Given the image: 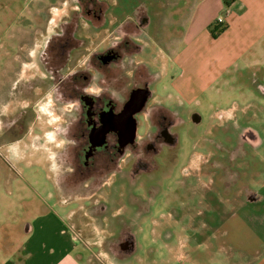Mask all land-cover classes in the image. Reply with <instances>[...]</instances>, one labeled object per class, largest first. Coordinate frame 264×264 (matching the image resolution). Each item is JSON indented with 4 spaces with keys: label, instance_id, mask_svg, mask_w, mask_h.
Wrapping results in <instances>:
<instances>
[{
    "label": "flooded vegetation",
    "instance_id": "af4514ba",
    "mask_svg": "<svg viewBox=\"0 0 264 264\" xmlns=\"http://www.w3.org/2000/svg\"><path fill=\"white\" fill-rule=\"evenodd\" d=\"M66 2L67 10L56 18L49 4L42 22L29 32L30 44L10 35L11 46L1 51L17 63L18 68L7 71L22 87L15 95L0 94V138L8 137V143L38 141L42 122L33 105L49 88L55 87L63 99L79 101V111L68 114L61 127L63 148L47 161L55 171L57 201L76 196L93 202L82 208L83 219L94 227L91 237L103 240V248L116 257L128 258L136 251L142 218H153L151 233L172 234L164 225L166 211L178 221L185 208L194 220L211 222L216 208L222 212L225 234L231 228L239 237L250 230L255 239L264 238V192L254 185L264 165L258 126L227 110L206 120L181 92L172 100L158 92V69L168 59L176 62L180 34L172 38L166 21L160 20L165 13L156 4L168 8L166 0L153 5L148 0ZM173 5L169 23L178 27L180 19L173 16H181L180 3ZM23 49L28 61H21ZM253 83L264 92L261 78ZM87 86L94 95L84 91ZM183 176H199L202 182L184 183ZM106 186L123 188L122 195L131 197V212L117 220L121 225L116 233L99 220L107 206L97 194ZM136 190L141 193H132ZM154 207L160 208L159 219L153 217ZM209 231L192 235L213 238L219 232ZM75 232L90 237L82 234V226Z\"/></svg>",
    "mask_w": 264,
    "mask_h": 264
},
{
    "label": "rangeland",
    "instance_id": "374dc122",
    "mask_svg": "<svg viewBox=\"0 0 264 264\" xmlns=\"http://www.w3.org/2000/svg\"><path fill=\"white\" fill-rule=\"evenodd\" d=\"M64 1L69 2V0H0V87L3 88V84H5V90L1 89L0 94L6 91L15 95L18 94L22 87L18 77V79L16 76L9 77L10 74H8L9 70L12 71L15 67L18 68L17 63L13 57L9 58L1 52L4 50V47L11 46L9 42L13 41L10 39V35H12V39H19L18 37H20L23 44H30L29 32L31 29H35V24L42 22L43 17L46 16L45 11L48 10L49 4H52L53 17L56 18L62 16V13L69 6ZM148 2L153 5L158 0H148ZM175 2L185 4L190 2V0H166L169 9L174 6ZM156 5L157 8L159 7L165 13V16H160V20L166 21V27L172 38H174V35H178L179 31H182L184 35L185 31L192 26V35L197 38V41L202 40V33H206L202 31L195 32V24L185 23L181 25L180 23V26L175 27L169 23L172 19L171 14L169 16V9L160 3ZM161 7L163 8L161 9ZM228 11L229 9H225L224 12H212L206 9L204 12L206 17H212L215 22L220 16L224 17L223 23L217 24L210 21L206 30L208 32L215 31L218 34L220 30L224 29L226 27V15ZM185 17L173 16L174 19ZM155 21L156 18H154ZM156 29L157 27H155V31ZM14 31L15 35L13 36ZM188 35L189 33L184 38L188 37ZM225 38H222L220 44L226 42ZM220 44L196 43L195 45L184 40L177 42L174 57L177 59V55L183 53V57L188 59V63L182 66L178 57L179 61L177 59L172 64L168 59L167 65L161 66L158 69L162 73V79L158 84L160 96L172 100L174 96H177V92H181L178 86L179 83L186 82L188 79L194 81L196 77L198 80L200 78L204 79L202 76L205 75L204 66L206 59L213 58L214 60L215 57L217 58L223 46ZM251 50L252 53L258 54L260 52L258 47H254ZM24 51L23 49L21 53L23 55L21 61H28V53ZM252 53L249 52L248 55L252 57ZM263 60L264 57L262 58V63L251 68L247 67L245 63L239 62L236 67L231 68V73H228L224 77L226 78L225 80L219 77L212 87L200 89L196 92L188 90V95H185L188 98L187 101H190L193 107L201 110L206 120H214L213 114L217 110H227V113H236L238 116L245 115V120L253 121L264 137V92L253 83V79L255 78H263L264 81ZM212 62L213 65L216 64L215 60ZM11 66H14V68ZM168 93H171V96ZM235 104L237 105V110L234 109ZM40 126L44 127L43 124ZM8 140V137L0 138V145H7ZM24 141L30 142L29 140ZM32 143H38V141H33ZM50 157L48 153L43 151L28 152L23 161L13 166L11 163L10 165L8 164L6 153L0 146V264H8L9 259L14 257L27 238L32 236L34 239L39 238L36 237V235H41L38 233L39 230L32 234L25 233V226L32 224L33 220L38 218L44 210L48 209L67 213L64 216H71L70 220L72 223L70 226L73 230L78 232L79 227L82 226L84 228L82 234L86 236L90 235L88 238L83 235L82 237L83 239L85 238V242L90 244V249L87 248L84 254L85 256L91 255V262H94L93 264H264V238L255 239L254 233L250 230H246L245 237H239L238 233L231 228H229V233L225 234L224 232L227 229L221 228L220 223L222 221V212L216 208H214L215 219L212 222L210 218H208L209 221L200 217L194 220L189 211L190 208L182 210L181 218H178V221H174L175 219L169 218V213L165 210L166 218L164 219V225L166 228L169 227L172 230V234L167 235H163V233L162 235L151 233V221L153 218H142L137 225L136 251L128 258L123 257V255L118 257L111 255L109 251L103 248L105 246L103 240L99 243V246L93 245L94 237H91L93 235L91 231L94 227L83 219L82 208L92 206L93 202L77 198L76 196L67 197L62 202L57 201L59 190L54 180L55 171L50 170L49 162L47 161ZM196 180L198 183L202 182L199 176L197 178L182 177V182L184 183H188L189 181L196 183ZM254 185L261 192H264V165L263 170H261V176ZM122 192H124L123 188L106 186L97 194L98 199L103 200V203L107 206L106 210L103 211L104 219L100 216L99 220L109 226L110 230L115 231V233L121 225L117 220H120L122 217L125 218L131 212L129 207V202H131L130 194L127 193L125 198ZM132 193L140 194L141 192L136 190ZM185 197L186 199L190 198L189 195ZM173 204L175 203L171 205ZM48 205L49 208H45ZM168 206L166 205L167 208ZM159 209L158 207H154L153 209L155 215L153 217L157 219H159L157 216L160 212ZM219 225V229H216ZM159 227L162 228L163 226L160 225ZM209 229L212 231L219 230L216 233L217 236L213 238L210 237L211 235L205 237L201 236L200 233L195 236L192 235L194 231L200 230L208 231V234H210ZM220 232L221 235L223 233L227 237L224 235L220 237Z\"/></svg>",
    "mask_w": 264,
    "mask_h": 264
},
{
    "label": "crops",
    "instance_id": "0c3cea01",
    "mask_svg": "<svg viewBox=\"0 0 264 264\" xmlns=\"http://www.w3.org/2000/svg\"><path fill=\"white\" fill-rule=\"evenodd\" d=\"M206 9L212 12H224L225 9H229L226 15V27L216 38L206 30L210 21L215 22L212 17H206L204 14ZM178 10L181 17L186 16L180 19L181 25L195 24V32L202 31L206 34L202 33V40L197 41V38L192 35L191 26L184 35L180 31L176 42L184 40L195 45L196 43L211 45L220 44L222 38L226 37V42L220 44L223 45L221 52L217 58H214L216 64L213 65V58L206 59L205 75L202 76L204 79L198 80L196 77L194 81L188 79L178 84L182 94L188 95V90L196 92L212 87L219 77L225 80L224 77L231 73V68L236 67L239 62L245 63L250 68L262 63L264 57V0H190L185 4L180 3ZM187 33H189L188 37L184 38ZM162 40H166L165 35ZM254 47L259 48L258 54L252 53L251 49ZM249 52L252 53V57L248 55ZM178 57L182 66L188 63L183 53L177 55V59ZM45 208H49V205ZM64 214L67 213L53 209L44 210L38 218L33 220L32 224L26 225L25 233L32 234L39 230L38 233L41 235H36L39 238L35 239L33 236L27 238L14 257L9 259L8 264H93L91 255L85 256L84 254L87 248L90 249V244L72 229L71 217L65 215L66 218ZM99 243L100 240L94 238L93 245L99 246Z\"/></svg>",
    "mask_w": 264,
    "mask_h": 264
},
{
    "label": "clouds",
    "instance_id": "9594fccd",
    "mask_svg": "<svg viewBox=\"0 0 264 264\" xmlns=\"http://www.w3.org/2000/svg\"><path fill=\"white\" fill-rule=\"evenodd\" d=\"M88 88L89 86L84 91L93 94ZM79 104L77 99H63L55 87L49 88L33 105L37 121L42 122L44 126L38 143L17 140L2 146L9 163L15 166L25 159L28 152L43 151L53 156L56 150L62 149L64 145L60 142L63 138L61 127L68 114L79 111ZM28 135L31 136V129Z\"/></svg>",
    "mask_w": 264,
    "mask_h": 264
},
{
    "label": "built area",
    "instance_id": "2783aa9c",
    "mask_svg": "<svg viewBox=\"0 0 264 264\" xmlns=\"http://www.w3.org/2000/svg\"><path fill=\"white\" fill-rule=\"evenodd\" d=\"M224 22V17L220 16L215 23H223Z\"/></svg>",
    "mask_w": 264,
    "mask_h": 264
},
{
    "label": "trees",
    "instance_id": "16d2710c",
    "mask_svg": "<svg viewBox=\"0 0 264 264\" xmlns=\"http://www.w3.org/2000/svg\"><path fill=\"white\" fill-rule=\"evenodd\" d=\"M224 29H225V28H224ZM224 29L220 30V32H218V34L215 33V31H211V32H212V36H213V37H217L222 31H224Z\"/></svg>",
    "mask_w": 264,
    "mask_h": 264
}]
</instances>
